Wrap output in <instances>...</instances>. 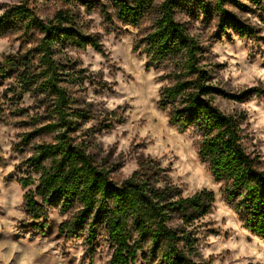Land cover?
<instances>
[{"label": "trees", "instance_id": "obj_1", "mask_svg": "<svg viewBox=\"0 0 264 264\" xmlns=\"http://www.w3.org/2000/svg\"><path fill=\"white\" fill-rule=\"evenodd\" d=\"M30 1L7 5L0 16V38L15 34L22 44L32 45L18 56L4 60L0 77L15 70L22 88L35 90L50 103L51 120L28 133L24 141L28 143L45 133L54 134L57 143H38L32 155L23 161L29 179L20 177V184L28 186L31 173L43 172L35 193L27 197L30 221H25V225L33 231H44L49 209L61 206L66 210L78 205L79 211L71 222L60 225L59 232L69 241L88 228L85 253L90 264L94 261V239L101 229L112 245L107 264H136L146 247L152 256L159 254L164 264H193L184 250L195 252L197 238L193 229L199 219L212 212L214 193L204 190L192 199L175 201L182 192L179 188L158 192L150 187L153 179L166 171L159 168L158 161L143 164L144 178L140 182H136L134 173L133 179L121 183L111 177L108 168L98 165L89 152L86 154L84 142L77 144L73 136L79 115L72 111L66 88L58 86L63 83L62 73L53 57L58 47L90 46L102 52L103 44L97 36L81 30L69 9L59 10L45 23ZM156 1L112 0L114 14L108 12L106 5L101 10L106 23L116 19L124 26H136ZM231 6L246 12L255 9L264 23V0H164L159 4V16L151 31L136 41L134 49L149 57L148 67L173 63L176 81L161 90L160 107L169 110L171 123L180 131L194 129L201 134L203 141L197 144L199 158L209 165L216 181L225 182L222 199L243 222L242 227L264 241V170L259 157L245 145L241 127L244 115L233 118L213 103L216 95L241 101L244 93L230 94L210 83V70L202 62V47L187 23L178 19L179 15L216 18L217 34L256 38L258 27L231 10ZM249 91L264 97V90ZM46 160L51 161V167L45 165ZM174 220H183V224L166 227V221Z\"/></svg>", "mask_w": 264, "mask_h": 264}, {"label": "clouds", "instance_id": "obj_2", "mask_svg": "<svg viewBox=\"0 0 264 264\" xmlns=\"http://www.w3.org/2000/svg\"><path fill=\"white\" fill-rule=\"evenodd\" d=\"M13 2H18V0H0V4H11ZM101 2L107 3L108 0H101ZM158 2L162 4L164 0H158ZM40 3L42 4L43 0H40ZM4 12L5 9L0 8V16L4 15ZM37 15L45 23H48L53 18L51 14L43 11L38 12ZM86 19L95 22L85 34L103 33V26L100 23V19H97L96 14L88 16ZM252 19L255 23H259L254 17ZM131 40L132 37H126L123 41L128 47L125 49L123 61L118 63V68L122 69V71L110 69L109 64L115 61L114 55L106 57L100 53L93 52L90 57L75 49H64V53L68 57H71L73 60L79 59L82 61V63L77 65L78 70H86L87 75L102 81L104 84L113 85L115 83V95L107 92L106 89L100 95L94 94L93 88L89 86L88 81H85L84 84V87L87 88V94L85 95L83 92L79 93L88 104L96 106L94 111H99L101 118L105 115L111 117L114 113L120 114L125 105L131 106L129 112L125 113V115L130 117L128 122L124 125H117L116 129L110 133L97 134L95 142L101 145L104 154L114 147L115 155L119 156L121 153H124L125 160L129 159V153L135 149L132 162L120 169L121 183L133 179L134 173L136 174V182L143 180V173L145 171L143 164L145 163L158 161L160 169H167L170 161H173V158L178 156L179 160L172 163L174 170L167 173L161 172V177L154 178L150 187L158 192H163L170 187L182 188L181 195L175 197V201L192 199L204 190L211 191L216 198L217 213L214 217H205V219L219 221L221 217H227L226 223L219 225L220 227L231 229L240 236H250L251 234L242 227L243 222L239 220L236 213L221 199L224 194L222 189L225 187V182L223 180L216 181L209 170V165L200 161L196 141L202 142L203 137L198 135L191 136L190 133L181 135L174 127H169L167 113L157 108L156 102L161 99V90L166 86H172L168 80L160 81L159 77L167 75L170 69L145 71L144 65L147 63L149 57L145 55L142 58H137V56L132 55ZM102 43L113 54L119 50V45H112L110 38L102 41ZM241 44V41H237V47H240ZM9 45V40H0V54H2L0 55V62L4 61V57L9 52L15 54V51L19 49V42H16L13 47H9ZM27 47L30 48L32 45L29 44ZM212 52L219 53L220 48L213 47ZM229 56L235 57L229 61L230 65H236L238 61H243L247 56V52L240 51L234 53L229 50L227 56L221 55L214 62L223 64L228 60ZM53 59H57V57H53ZM222 76L224 83H221L219 78L212 80L210 83L225 87V90L230 88L233 91H241L244 88H264V68H260L258 65H253L251 68H245L244 70H237L235 67H231L229 71L223 72ZM229 81L230 84L228 83ZM58 86L67 87L64 84ZM76 87L79 88L80 86L77 85ZM0 92H3L2 88H0ZM25 99L27 103L22 105L23 107L34 104V101L29 100L27 96ZM221 111L223 112V109ZM229 111L232 113L233 118H237L242 112L255 113L259 119L256 120L253 128L264 127V97L254 95L247 102H233ZM30 114L36 115L35 112ZM40 114L43 113L41 112ZM142 117H146L147 119V124L144 126L140 124ZM95 123V120L88 121L84 124L82 131L92 128ZM161 126L167 134V139L154 134V130ZM0 132L10 133L6 136L0 135V156H4L7 159L8 156L13 155L11 141L15 140V130L10 131L9 128H0ZM124 132H127L128 135L124 136ZM75 135L80 136L81 133L78 132ZM137 138L143 139L147 146L136 149L135 144L139 142ZM82 139L87 138L82 137ZM258 139L264 140V134L260 135ZM43 140L51 144L57 143V141L48 136L44 137ZM76 143L80 144L81 140H76ZM90 151L91 149H87L86 154ZM248 151H251V149H248ZM259 151L264 153V147H261ZM31 155L32 153L28 152L24 157L11 160L6 167H0V233L11 235L18 231L21 221H30V217L26 212L27 197L35 193L36 186L40 183L43 172L31 173L28 186L18 183L17 179L13 178L10 182H7L8 188H6L5 178L9 176V173L15 171L16 165L20 164L22 159H27ZM44 163L47 167H51L50 160H46ZM193 172L198 177L196 182L185 178L186 174L190 176ZM16 175L17 177L23 176L25 179H29V176L24 173H17ZM9 188L11 191H9ZM34 198L43 203L39 195H35ZM153 202L157 201L154 200ZM74 211H79V209H74ZM73 212L61 214L59 208L49 209L48 217L50 221L54 220L56 225L59 226L66 221L71 222ZM165 224L168 228H174L177 225L183 224V220L166 221ZM188 230L191 231V228ZM219 240L220 237L210 235L207 237L205 243L218 246L204 247L200 245L197 247L196 252H190L185 249L184 255L193 264H206V262L208 264H264V241H261L259 237L253 236V243L242 245L232 243L221 245L219 244ZM78 244L81 245L78 249L70 250L71 255L76 258V264H80V258L84 256L86 251V246H83V240L78 241ZM25 246L27 251L15 243L6 244L0 242V264H9L14 257H16V264H32L37 254L49 252L50 249L56 247V244L48 243L40 249H35L33 245H27L25 241ZM6 248L9 249L7 252L5 251ZM225 249L231 250V254L223 260L217 258ZM18 253L20 254L19 256H17ZM55 254L53 253V255ZM110 259L111 256L109 255L106 257V260L102 261L98 259L96 264H106V261ZM41 264H52V262L46 260L41 262Z\"/></svg>", "mask_w": 264, "mask_h": 264}, {"label": "rangeland", "instance_id": "obj_3", "mask_svg": "<svg viewBox=\"0 0 264 264\" xmlns=\"http://www.w3.org/2000/svg\"><path fill=\"white\" fill-rule=\"evenodd\" d=\"M19 1L20 0H18V2ZM18 2H13L11 4H0V8L4 9L5 6L16 4ZM30 4L36 10L37 13L43 11L51 14L52 17L59 10L69 9L74 14L78 26L84 32H87L90 26H92L95 22L93 20H87L86 17L96 14L97 19H100V23L103 26L104 31L103 33H93V35L97 36L101 43L102 41H105L110 38V42L112 45H119V50L115 54H113L109 49H107L103 43L102 52H98L92 49L91 47L87 49H81L68 45L63 48L58 47L55 57H57L56 61L58 62L60 71L62 73V84L67 85V87L65 88L71 100L72 111L75 114L79 115V117L76 119L73 136H75L77 140L79 139L83 141L87 149H91L89 153L94 157L98 165L108 168L110 170L111 177L116 181H120V169L125 167L126 164H130L132 162V158L135 154V149H133V151L129 153V159L125 160L124 153H121L119 156L115 155L114 147L111 148L106 154H104L101 145L95 142V138L97 134L103 135L105 133H110L116 129L117 125L126 124L130 117L125 115V113L129 112L131 106L125 105L123 111L120 114L114 113L111 117L105 115L103 116V118H101L99 111H94V109H96V106L93 104H88L87 101L79 95V93L83 92L85 95L87 94V88L84 87V84L85 81H88L89 86L93 88L94 94L100 95L106 89L107 92L115 95V83L113 85L104 84L102 83V81L94 79L91 76L87 75L86 70H78L77 65L82 63V61H80L79 59L73 60L71 57H68L67 54L64 53V49H75L78 52H82L84 55L90 57L92 56L93 52L100 53L106 57H112L114 55L115 61L109 64L110 69L114 71H122V69L118 68V63L123 61L125 49L128 47V45H125L123 42L124 38L132 37V40L130 41L132 55L137 56V58H142L143 56H145L142 55L140 51L135 50L134 45L137 40L141 39L148 32L151 31L152 26L154 25L156 19L159 16L160 3L157 0L154 3L150 12L136 26H124L121 22L117 21L116 19H114L111 24L105 22L104 14L102 13L101 9L103 5H106L108 12L114 14L115 11H113L114 9L112 5V0H108L107 3H102L101 0H75L73 2H68L66 0H43L42 4L40 3V0H31ZM230 9L236 12L242 18L246 19L247 21L251 22L252 24L258 27V34L256 38L242 39L237 36H221L216 32V18L206 20L203 16H200L199 18H190L184 15L178 16V19L187 23L190 33L195 36L200 46L202 47V62L203 64H205L206 68L210 70V81L219 78L221 83H224L222 73L225 71H229L231 67H235L237 70L251 68L253 65H258L260 68H264V23L261 22L258 16L259 13H255V9L250 12H246L234 6H231ZM253 17L258 20L259 23H255L252 19ZM0 40H9V47H13L16 42H19V49L15 51V54L9 52L4 57V60H6L7 58H14L20 53H23L24 51L29 49V47H27L28 45L22 44V42L18 40V35L15 34L3 36L2 38H0ZM237 41L242 42L240 47H237ZM213 47H219L220 52L213 53ZM229 50L234 53L246 51L247 56L243 59V61H238L236 65H230L229 63L230 60L235 58L232 56H229L228 60H226L223 64L214 62L221 55L227 56ZM0 64L3 65L4 61L0 62ZM144 68L145 71H150L153 69L157 71L161 69H170L168 74L159 77V80H168L170 84H173L176 81V78L172 72L174 69L173 63L161 66L160 68H155L152 66L148 67L146 63L144 65ZM34 70H36L35 67ZM228 83L230 84V81ZM77 85H79L80 87L77 88ZM218 87L225 90V87ZM0 88L3 89V92H0V128H9L10 131L15 130V140L11 141L13 155L8 156L7 159L4 156H0V167H6L11 160L24 157L25 154L28 152L33 153L34 147L38 143L44 141V137L48 136L54 140V134L44 133L26 143L24 141V138L28 133L33 132L34 130L45 125L51 120L49 116L50 103L47 101L44 95H41L35 90L26 91V89L22 88L15 70L10 71L5 77H0ZM257 89L264 90V88ZM249 90L251 89L244 88L241 91H233L228 88V90H225L226 92L235 95L244 93V99L241 101L232 98L222 97L220 95L214 96L213 100L214 103L220 109H223V112L232 115L229 110L231 109L233 102L244 103L251 100L254 95L257 97H263L254 92L250 93ZM26 96L29 100H33L34 104L28 105L27 107H23L22 105L27 103L25 99ZM156 104L157 108L162 112H166L169 117V110H163L159 105V101H157ZM32 112H35L36 115H31L30 113ZM41 112L43 114H40ZM241 114L244 115V119L241 120V127L244 135L245 145L247 149H251V151L249 152L259 157L260 167L264 170V158H262L264 157V153L259 151L261 147H264V140L258 139L260 135L264 134V127H259L255 129L253 128V125L256 123V120L259 119L257 114H249L242 112L239 114V116ZM90 120H95L96 123L93 125L92 128L87 129L86 131H82L84 124ZM140 124L141 126L147 124L146 117L141 118ZM168 124L169 127H174L181 135L185 133H190L191 136H201V134L194 129H190L186 132L180 131L174 124L171 123L170 117ZM78 132L81 133L80 136L75 135ZM9 134V132H0V135L6 136ZM154 134L160 135L163 139L168 138L162 126L155 129ZM123 135L127 136L128 133L124 132ZM82 137H86L87 139H82ZM254 141L255 143H253ZM196 144H198V141H196ZM146 146L147 145L145 144L143 139H139V142L135 144L136 149L143 148ZM169 148H171V146H169ZM25 160L26 159H22L20 164L16 165L15 171L9 173V176L5 178L6 188H8L7 182H10L11 179L16 178L18 182L19 178L23 177H17V173H24L25 175L29 174V171L26 169L25 166H23V161ZM178 160L179 157L175 156L173 158V161H170L169 167L164 172L167 173L173 171L174 169L172 167V163ZM185 178L191 179L193 182H196L198 180V177L196 176L195 172H193L190 176L186 174ZM179 189L183 191L182 188ZM9 191H11L10 188ZM227 206L231 208L228 204ZM57 208L60 209L61 214H64L68 212H73L74 209L78 208V205H74L70 209L66 210H63L61 206L55 207L53 209ZM76 213L77 211H74L72 217ZM216 213L217 207L216 203H214V208L212 212H210L209 214L202 217L196 222L193 229L197 238L196 250L197 247L200 245H203L204 247L218 246L209 245L205 243L207 237L210 235L220 237L219 244L221 245L229 243L240 245L251 244L253 243L252 237H258L256 234H253L248 230L247 232L251 234L250 236H240L237 235L235 231L231 229L220 227L219 225L226 223L228 219L227 217H221L219 221H216L215 219H205V217H214ZM47 223L48 226L44 231H33L29 226L25 225V221H21L18 226V231L16 233H13L11 235L0 233V242H4L6 244L15 243L20 247L25 248L26 251L27 248L25 246V241L27 242V245H33L35 249H40L48 243H55L56 247L50 249L49 252L37 254L36 259L32 262V264H41V262L46 260L51 261L52 264H76V258L71 255L70 250L78 249L81 246L78 244V241L80 240H83V246H86L85 238L88 236V228L82 230L80 232L79 237L68 241L65 239V236L59 232L60 225L57 226L54 220L50 221L49 217L47 219ZM259 239L263 241L261 238ZM8 250L9 249L7 248L5 249L6 252ZM93 251V264H96V261L98 259L103 261L106 260L107 256H111L112 245L107 237V233L105 230L101 229L96 234V237L94 239ZM53 253L56 254L53 255ZM230 254L231 250L225 249L223 252L220 253L219 257L217 258L223 260ZM19 255L20 254L18 253L17 256ZM108 261L109 260L106 261V264L108 263ZM9 264H16V257H14L13 260L9 262ZM80 264H90L86 253H84V256L80 258ZM136 264L164 263L162 262V259L160 258L159 254L152 256L149 247H146L139 253V259ZM206 264H208V262H206Z\"/></svg>", "mask_w": 264, "mask_h": 264}]
</instances>
